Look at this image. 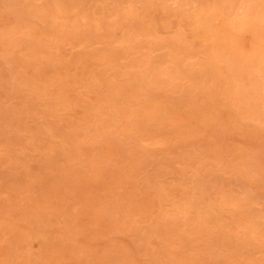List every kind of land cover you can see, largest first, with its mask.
<instances>
[{
	"label": "rangeland",
	"instance_id": "1",
	"mask_svg": "<svg viewBox=\"0 0 264 264\" xmlns=\"http://www.w3.org/2000/svg\"><path fill=\"white\" fill-rule=\"evenodd\" d=\"M0 264H264V0H0Z\"/></svg>",
	"mask_w": 264,
	"mask_h": 264
}]
</instances>
